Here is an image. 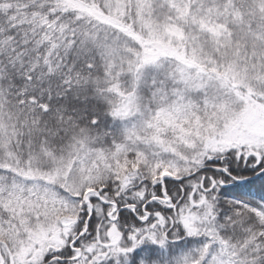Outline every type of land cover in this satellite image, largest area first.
Returning <instances> with one entry per match:
<instances>
[{"label": "snow or ice", "instance_id": "snow-or-ice-1", "mask_svg": "<svg viewBox=\"0 0 264 264\" xmlns=\"http://www.w3.org/2000/svg\"><path fill=\"white\" fill-rule=\"evenodd\" d=\"M0 264H264V0H0Z\"/></svg>", "mask_w": 264, "mask_h": 264}]
</instances>
